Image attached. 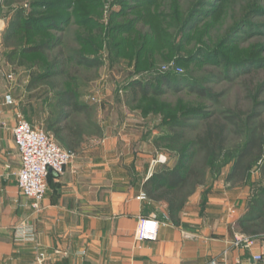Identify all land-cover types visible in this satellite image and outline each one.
<instances>
[{"label":"rangeland","instance_id":"rangeland-1","mask_svg":"<svg viewBox=\"0 0 264 264\" xmlns=\"http://www.w3.org/2000/svg\"><path fill=\"white\" fill-rule=\"evenodd\" d=\"M15 24L29 28L18 30L5 45L4 34ZM0 33V127L10 115L54 137L51 126L57 120L64 123L69 113L59 103L60 94L74 92L86 111L71 120L83 125L89 148L101 139L105 125H127V137L155 148L158 160L166 159L157 170L172 167L181 150L186 151L166 141L175 132L173 123H195L202 114L232 117L226 147L213 152L204 184L196 190L205 193L214 186L228 190L229 199L243 210L233 219L254 217L260 211L264 0H0ZM38 44L50 48L44 54H21L23 47ZM58 55L64 60L63 74L28 90L34 75L59 69L51 68ZM75 57L99 61L100 67L78 65ZM137 84L140 90L146 87V94L138 88L134 94L131 87ZM194 89L217 97L199 95ZM6 95L12 104L6 103ZM164 109L179 113L164 116ZM253 128L263 131L261 156L246 164L242 180L228 181ZM197 157L201 160L202 155ZM246 236L253 241L247 249L258 244L259 236ZM235 237L232 246L246 249L234 244Z\"/></svg>","mask_w":264,"mask_h":264},{"label":"crops","instance_id":"crops-1","mask_svg":"<svg viewBox=\"0 0 264 264\" xmlns=\"http://www.w3.org/2000/svg\"><path fill=\"white\" fill-rule=\"evenodd\" d=\"M6 119L0 127V264H262L253 260L264 249L262 234L251 249L232 246L242 233V217L233 215L242 209L228 190H196L179 225L165 203L140 199L144 182L167 162L127 137V125H105L95 147L83 140L64 173L49 175L41 210L33 211L16 184V119ZM151 216L160 222L156 240L137 242L139 219ZM28 230L32 236L20 238Z\"/></svg>","mask_w":264,"mask_h":264},{"label":"trees","instance_id":"trees-1","mask_svg":"<svg viewBox=\"0 0 264 264\" xmlns=\"http://www.w3.org/2000/svg\"><path fill=\"white\" fill-rule=\"evenodd\" d=\"M23 28H29V24H15L13 27L11 26L7 29L4 34V44L8 45L9 41L17 37L16 32ZM98 33L97 35L99 38L101 34ZM48 48L50 47L47 44L32 45L30 47H23L21 49V54H44ZM58 59H62L60 55L53 61L54 64L51 68L58 65L59 69L34 75L30 79L27 89L31 90L36 85L43 84L52 78L62 75V68L65 67L64 60L58 61ZM74 61L76 64H82L87 68L100 67V62L92 59H80L75 57ZM56 87L57 86L54 85V88ZM131 88L134 94L137 95L135 88L140 90V85L137 84ZM194 90L202 96L207 94L214 99L217 97L216 95H211L209 90ZM140 91L142 94H146V87L142 88ZM59 103L65 108H69V113L64 116V123H62L61 120H57V122L51 126V132L61 143L63 149L74 154L84 140V127L81 123L71 119L73 115L85 113L86 109L79 104L77 95L70 91L60 94ZM162 112L164 116L169 114L177 116L179 113L176 109H173L171 112L164 109ZM194 114L195 113H193L192 116ZM248 118L250 119L251 117ZM187 120H189V118ZM233 123L234 118L232 117L213 118L206 114H202V117L195 123H173L171 128L175 132H173V135L166 137V141L172 148L181 146L182 149L186 151L181 150L182 152L172 167L167 168L163 166L155 170L144 182L142 188L149 200L166 204L167 214L174 225H179V213L189 197L195 193L199 186L204 184L206 169L213 152L226 147L228 126H231ZM262 132L263 131H258L257 128H253L244 146L240 152L237 153L235 163L227 176L228 181L242 180L245 174L246 164L250 160L257 159L261 156ZM187 133H192L191 137L187 138ZM155 146L158 148V142H155ZM200 154L202 155L201 160L197 159V156ZM239 225L241 227V232L246 235L259 236L260 234H264V203H262V208L256 216L242 218L239 220Z\"/></svg>","mask_w":264,"mask_h":264},{"label":"built area","instance_id":"built-area-1","mask_svg":"<svg viewBox=\"0 0 264 264\" xmlns=\"http://www.w3.org/2000/svg\"><path fill=\"white\" fill-rule=\"evenodd\" d=\"M11 79L12 77L9 76ZM7 104H12L10 95L5 96ZM13 141L16 146L20 168L16 173V184L20 194L29 201L33 211H40L47 190V180L51 173L60 176L64 173L74 154L66 151L57 144L54 137L39 128H35L23 118H19L12 128ZM8 168V167H7ZM1 177V173H0ZM142 200H146L144 194ZM160 222L156 217L140 218L137 224L135 239L137 242L155 241ZM30 230L23 231L20 238L31 237ZM236 246L250 248L253 241L245 234L239 233L235 237ZM264 254V253H263ZM44 254H40V260ZM256 262L264 261V255L253 257Z\"/></svg>","mask_w":264,"mask_h":264}]
</instances>
